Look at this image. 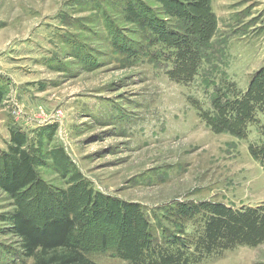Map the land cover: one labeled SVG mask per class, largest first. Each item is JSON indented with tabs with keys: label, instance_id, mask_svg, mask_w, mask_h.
<instances>
[{
	"label": "rangeland",
	"instance_id": "obj_1",
	"mask_svg": "<svg viewBox=\"0 0 264 264\" xmlns=\"http://www.w3.org/2000/svg\"><path fill=\"white\" fill-rule=\"evenodd\" d=\"M189 1L0 0V150L26 132L40 176L17 200L0 190V264H35L6 221L17 211L90 222L96 264H172L209 219L185 211L264 206V115L245 137L211 121L215 94L242 97L264 70V0H210L216 48L193 78L199 59L166 44L197 38ZM196 264H264V241Z\"/></svg>",
	"mask_w": 264,
	"mask_h": 264
},
{
	"label": "trees",
	"instance_id": "obj_2",
	"mask_svg": "<svg viewBox=\"0 0 264 264\" xmlns=\"http://www.w3.org/2000/svg\"><path fill=\"white\" fill-rule=\"evenodd\" d=\"M187 3L192 5L189 8L192 7L203 12V16L200 15L199 26L201 28L197 29V38L187 41V39L177 36L175 32L167 37L166 44L172 45L175 56L182 62L190 55L199 59L198 63L195 59L193 60V73L182 74L183 77L193 78L196 70H200V62L208 63L211 59L208 52L216 48L212 41L215 37L217 22L211 10L210 0H191ZM179 5L184 6L181 3ZM178 53L184 57L180 58ZM219 94H215L212 99L216 113V119L214 117L211 120L214 123L212 125H221V129H223L221 131L237 132L241 135L240 137H245L248 125L255 121L257 114L264 115V70L260 72L259 76L252 79L248 92L244 96L225 99ZM2 99V93H0V103ZM32 150L31 140L26 132L19 129L11 130V142L8 150H0V190L13 200H17L31 187L40 183ZM226 210L229 212L226 215H218L217 211L208 207L193 212V214L190 211H185L188 218L204 211L209 215V219L197 240L190 236L186 237L188 243L187 245L183 244L184 250L181 248L177 250L172 244L166 250L169 256L165 257L164 261L170 257L173 261L172 264H196L204 256L217 251L229 250L235 244L250 245L264 241V236L262 239L260 236L252 239L248 237L253 230H262L264 234V206L239 212ZM6 221L9 222L13 234L20 239V249L23 255L33 259L35 264H96L90 258L92 251L87 248V241L84 240L85 232L92 228L90 222L78 220L72 214H65L49 216L42 224H39L36 219L23 211L8 215ZM179 233L184 234L183 231ZM106 236H103L100 245L102 248L109 245L108 236ZM252 240L255 242L253 243ZM144 247L145 255L148 253L150 245ZM121 252L126 255L124 250ZM126 256L128 257V255ZM151 256L152 260L148 256H144V258H147L146 261L149 264H156L157 256L160 254L154 253Z\"/></svg>",
	"mask_w": 264,
	"mask_h": 264
}]
</instances>
